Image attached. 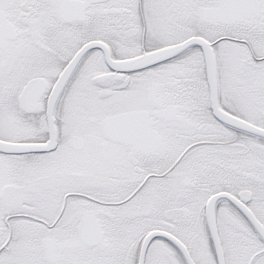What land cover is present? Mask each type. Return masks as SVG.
Returning a JSON list of instances; mask_svg holds the SVG:
<instances>
[{"label": "snow or ice", "instance_id": "6c2138e0", "mask_svg": "<svg viewBox=\"0 0 264 264\" xmlns=\"http://www.w3.org/2000/svg\"><path fill=\"white\" fill-rule=\"evenodd\" d=\"M0 264H264V0H0Z\"/></svg>", "mask_w": 264, "mask_h": 264}]
</instances>
